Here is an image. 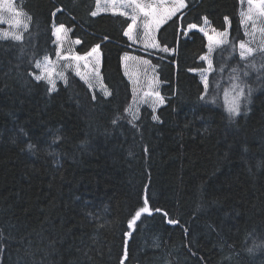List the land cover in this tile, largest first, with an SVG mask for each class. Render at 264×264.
I'll return each mask as SVG.
<instances>
[{"label": "trees", "instance_id": "trees-1", "mask_svg": "<svg viewBox=\"0 0 264 264\" xmlns=\"http://www.w3.org/2000/svg\"><path fill=\"white\" fill-rule=\"evenodd\" d=\"M16 5L21 37L0 36V264H264V48L242 55L241 0H186L147 52L96 0ZM205 23L229 32L208 86ZM54 25L80 55L98 46L105 90L72 69L37 78ZM127 53L161 81L157 109H133Z\"/></svg>", "mask_w": 264, "mask_h": 264}, {"label": "rangeland", "instance_id": "rangeland-1", "mask_svg": "<svg viewBox=\"0 0 264 264\" xmlns=\"http://www.w3.org/2000/svg\"><path fill=\"white\" fill-rule=\"evenodd\" d=\"M95 13H120L130 18L131 23L126 35L136 49L142 51H158V29L177 13L184 10L186 0H96ZM240 15L247 34L241 43L242 55L247 56L257 49L264 48V0H241ZM26 26L23 11L16 5V0H0V36L21 37V29ZM195 28V27H191ZM208 40V52L201 59L206 67L197 69L201 81L208 86L209 75L213 70L212 53L228 39V30L214 29L209 23L201 28ZM70 30L64 25H54L57 44V55L45 57L38 63L37 78L47 80L54 88L62 80L65 73L76 71L94 89L105 90L100 73L102 56L97 47L85 55L75 51L78 40L70 38ZM172 52V50L170 51ZM126 75L134 87L135 110L140 104H149L157 109L164 103L160 94L161 81L158 79L149 59L145 55L127 53L123 57ZM260 65V64H259ZM227 107L236 110L237 101L232 90L227 93ZM230 95V96H229ZM229 96V98H228Z\"/></svg>", "mask_w": 264, "mask_h": 264}, {"label": "water", "instance_id": "water-1", "mask_svg": "<svg viewBox=\"0 0 264 264\" xmlns=\"http://www.w3.org/2000/svg\"><path fill=\"white\" fill-rule=\"evenodd\" d=\"M145 213H150V209H149V206H148V205H147V207H146L144 210H142V211H140V212H138V213L136 214V216H135V218L133 219L132 223L137 222V221L139 220L140 216H141L142 214H145Z\"/></svg>", "mask_w": 264, "mask_h": 264}]
</instances>
